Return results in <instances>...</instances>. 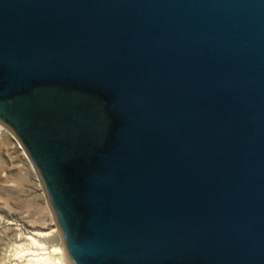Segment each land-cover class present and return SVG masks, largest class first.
Masks as SVG:
<instances>
[{"label":"water","instance_id":"95a60500","mask_svg":"<svg viewBox=\"0 0 264 264\" xmlns=\"http://www.w3.org/2000/svg\"><path fill=\"white\" fill-rule=\"evenodd\" d=\"M0 123L72 264H264V0H0Z\"/></svg>","mask_w":264,"mask_h":264},{"label":"rangeland","instance_id":"374dc122","mask_svg":"<svg viewBox=\"0 0 264 264\" xmlns=\"http://www.w3.org/2000/svg\"><path fill=\"white\" fill-rule=\"evenodd\" d=\"M54 229L57 235L49 238L35 235ZM53 245L64 247L43 185L12 132L0 123V264H32L27 259L33 251L36 258L46 250L49 254Z\"/></svg>","mask_w":264,"mask_h":264},{"label":"bare ground","instance_id":"6f19581e","mask_svg":"<svg viewBox=\"0 0 264 264\" xmlns=\"http://www.w3.org/2000/svg\"><path fill=\"white\" fill-rule=\"evenodd\" d=\"M7 129V128H6ZM20 147V146H19ZM25 153V152H24ZM30 161V159H28ZM31 162V161H30ZM31 165L33 166V164L31 163ZM33 169H34V166H33ZM35 170V169H34ZM35 235H37L38 237H46L50 235H57V230L54 229L52 231H49V232H35ZM59 235V234H58ZM58 237V236H56ZM47 238V239H48ZM54 238V236H51V239ZM45 239V238H44ZM55 239V238H54ZM34 240V239H33ZM38 242V241H37ZM36 244V241L34 242ZM40 243V242H38ZM45 247V246H44ZM43 247V248H44ZM42 248V247H41ZM46 248V247H45ZM44 248V249H45ZM32 249V248H31ZM38 249V248H37ZM40 249V248H39ZM48 249V248H47ZM41 250V249H40ZM30 251V250H29ZM28 251V252H29ZM36 251V250H35ZM38 251V250H37ZM47 251L46 250V254H47ZM27 252V251H26ZM45 252V251H44ZM43 252V253H44ZM32 253V252H31ZM34 253V251H33ZM33 253H32V257H30L29 259H27L30 263H36V264H72L70 262V260L68 259V256H67V253H66V250H65V247H62V246H55L53 245L52 248L50 249V251L48 252L49 254H43L42 256H39L38 257H33ZM36 253V252H35ZM36 256V255H35Z\"/></svg>","mask_w":264,"mask_h":264},{"label":"built area","instance_id":"2783aa9c","mask_svg":"<svg viewBox=\"0 0 264 264\" xmlns=\"http://www.w3.org/2000/svg\"><path fill=\"white\" fill-rule=\"evenodd\" d=\"M12 136H13L15 142L20 146L21 150H23V151L25 152L26 157H27L28 159H30V158L28 157V155H27V153H26L24 147L22 146V143L19 141V139L15 136L14 133H12ZM30 161H31V160H30ZM31 163H32V162H31Z\"/></svg>","mask_w":264,"mask_h":264}]
</instances>
